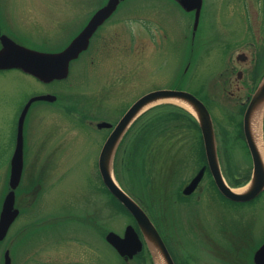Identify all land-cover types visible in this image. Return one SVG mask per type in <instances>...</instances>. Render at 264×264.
Returning a JSON list of instances; mask_svg holds the SVG:
<instances>
[{
	"label": "rangeland",
	"instance_id": "rangeland-1",
	"mask_svg": "<svg viewBox=\"0 0 264 264\" xmlns=\"http://www.w3.org/2000/svg\"><path fill=\"white\" fill-rule=\"evenodd\" d=\"M0 1L11 4H44L45 8L57 10L69 9L60 18L72 21L77 26L85 20L84 10L104 0ZM132 4L133 0L124 2L126 8H131ZM161 8L158 17L168 32L166 42L154 54L141 58L139 63L138 59H102L96 65L97 68H93L95 70L90 68L86 71L84 64H80L70 72L66 80H54L50 83H44L19 69L0 71V176L5 177L13 151L16 122L14 114L28 97L47 91H59L62 94L60 97L66 99L73 110V113H66L56 103L41 100L33 102L28 110L24 127V159L25 171L30 174L27 173L26 189L30 190L35 183L34 179L39 185L34 190V196L33 192H27L32 194L31 197L27 196V202L24 200L25 203H17L20 207L24 205L21 210L22 217H28V220L24 221L20 216L13 225V264L94 262V257L89 256L87 245L78 241V238L92 243L97 241V236L87 224L86 226L82 222L69 221L67 217L58 219V216L68 212H74L76 217L91 214L97 220L100 216L106 220L107 229L118 234H122L125 226L129 224L130 216L117 207V201L106 192L99 178L97 162L107 130L98 129L95 125L97 121L116 122L137 97L150 89L182 87L196 93L206 87L211 95L213 75L223 66L225 56L211 53L212 41L199 37L193 40L189 36L192 20L179 6L171 2L170 5L163 3ZM217 11L228 23L226 13L221 9ZM211 30L212 23L207 29L208 33ZM31 34L35 39L40 32L31 30ZM64 38L59 33L52 41L36 43L42 46L41 49L52 51L64 43ZM189 47L195 48L196 53L192 55ZM205 50L209 52L204 53ZM81 61L83 60L75 62L74 65ZM133 61L138 65H133ZM187 61H190L188 71ZM137 66L139 82L132 88L130 74ZM116 69L124 71V75H119L113 83L112 74L116 73ZM106 71H109L107 80H103ZM208 101L205 100V104L215 118L217 113ZM89 112H94L92 119ZM167 112L155 108L133 125L123 142L120 154L123 164L120 163L119 166L118 182L142 203V208L159 227L162 235H170L179 250L184 251L185 248L188 251L182 257L197 259L201 228L204 227L202 221L220 213L223 215L221 218H229L227 213L212 205L217 194L212 187L207 186L206 179L200 183L202 190L196 193L199 195V206L192 204L194 198L178 197L179 190L200 165V134L184 131L179 125L173 130L166 127L165 132L158 135L148 148L145 165L141 162H144L146 142L140 145L142 156L140 152L132 154L143 124L151 127V122L168 118ZM225 146L227 151L224 154L228 164H248V154L241 144L226 136ZM33 165L35 166L32 167ZM113 175L117 180L114 169ZM259 201H262L259 206L263 207L264 212V195ZM23 221L27 224L20 227ZM5 240L0 242V261ZM59 240L67 243H58ZM101 248L106 263L120 264L119 258L108 244L106 247L102 244ZM70 258L73 261L70 262Z\"/></svg>",
	"mask_w": 264,
	"mask_h": 264
},
{
	"label": "flooded vegetation",
	"instance_id": "flooded-vegetation-1",
	"mask_svg": "<svg viewBox=\"0 0 264 264\" xmlns=\"http://www.w3.org/2000/svg\"><path fill=\"white\" fill-rule=\"evenodd\" d=\"M107 1L108 0H104L100 3L90 5L84 10V22L77 26L73 24L72 21L69 22L60 18L61 14L69 11V9L59 8L57 10V8H45L44 4H11L0 1V36L4 35L14 42L29 48L39 49L40 46L41 49L42 46L38 45L36 41H52L51 39L61 33L62 37H65V40H63L64 43L62 42L59 46V50H62L82 31L92 16L107 5ZM125 1L126 0H120L114 10L97 25L89 37L86 49L81 51L79 56L70 62L68 77L70 72L78 67V65L80 66V64H84L83 67L87 71L90 68H97L99 65L98 63L102 59H138L139 63L141 58L143 59L146 56H150V54H154L159 46H164L168 35V32L164 28L165 26L158 17L162 9L161 5L163 3H168L170 5V3L173 2L184 10V12L189 14L190 20H192L189 36L193 40L199 37L205 41H212L213 50H211V53H221L225 56L223 66L215 71L213 75L211 95H209V90L206 87L199 89L196 93L190 92L198 97L204 104L205 100H209L208 103H211L212 109L217 113V116L214 118V115L208 110L212 118L218 162L224 181L231 187H240L247 184L251 179L253 171V159L247 141V122L250 128L249 132L252 133L253 138H260L261 149L264 151V0H182L184 1L182 3L181 0H133L131 8H126L124 6ZM141 6L142 8H140ZM215 7L217 8L214 9ZM218 9L226 13L229 18L228 23L222 19L223 17L220 15L219 11H217ZM211 23L212 30L208 33L209 31H207V29H209ZM206 26L208 27L207 29ZM31 30H37L40 34L33 39ZM53 31L55 33L51 34ZM186 36H188V34H186ZM179 41L181 40L179 39ZM216 48L217 50H215ZM189 52L193 55L196 53V50L193 47H189ZM208 52V50L204 51V53ZM79 60L83 61L74 65V63ZM138 63L133 61V65H138ZM189 67L190 61H187V71ZM137 69L138 66L130 74L132 88L139 82ZM117 71H120V73ZM108 73L109 71L105 72L103 80H107L106 77ZM184 73L186 72L184 71ZM122 74L124 75V71L122 72L116 69V73L112 74V82L115 83L117 77ZM161 89L184 90L182 87H163ZM152 90L155 89H150L142 95ZM259 90L261 91L259 92ZM47 93L56 96V99L49 103H56L61 111L73 113L70 103L67 102L66 99L60 97L62 94L59 91H47L37 95ZM102 95L104 96L103 92ZM29 98L30 97L19 106L13 117L16 119V122L12 154L16 146L18 118ZM250 106L251 110H249ZM159 109H162V111L171 110L169 107H161ZM207 109L209 108L207 107ZM88 115L91 117L90 119H92L94 112L92 114L89 112ZM121 116L116 122H108L111 123V127H97L98 123L106 121H97L95 123L98 129L107 130L101 149ZM199 134L201 139L200 152L202 153L200 165L195 174L186 181L185 184L183 183L184 185H181H183L182 187L184 188L201 168H204L203 176L191 193H182V188L178 192V197H183L182 199L194 198L193 201H191L192 204L199 206V195L196 193L202 190V185H200V183L206 179L208 183L207 186L212 187L217 194L214 196V200H212V205L216 207V209H220L227 213L229 218H221L223 215L220 213L218 215L213 214L210 218L202 221L204 227L201 228V241L198 243L199 256L197 255V259L182 257L186 256L188 251L185 248L184 251L179 250L171 236L168 234L167 236H164V234L162 235L159 227L155 225L151 218L150 219L162 237L174 264H264V212L263 207L261 208V206H259L260 202H262L259 201V199L264 195V189L257 196L244 201L233 200L224 196L216 186L212 177L207 164L201 131H199ZM226 136H229L233 141L243 146V149L248 154V164L244 166H231L227 163L224 154L227 151L225 146ZM123 142L117 149L114 161V169L116 167L117 171H119L118 167L120 163L123 164V158L120 157ZM25 145L23 137V168L19 184L14 190V207L19 210V213L10 225L5 237L2 239V241L6 239V244L0 264H4V253L7 250L10 255V264H13L11 252L14 247V242L11 231L14 229L13 225L18 218L20 216L22 217L21 210L24 206L21 205L20 207L17 203L20 201L25 203L24 200L27 202V196H32V194H28L27 192H33L34 196V190L39 185L36 182L37 180L34 179L35 183L32 184L30 190L26 189L28 181L27 173L29 172L25 171ZM97 164L99 178L106 192L109 194L110 192L101 178L99 162H97ZM34 166L35 165L32 167ZM115 174L118 181H120L118 178L119 174L117 175L116 170ZM9 179L10 164L5 177L0 176V184L2 183V188L0 189V210L5 196L10 191ZM111 196L117 201V207L124 212V205L110 193V197ZM132 197L138 201L139 204L141 203L133 195ZM41 213L43 215L45 214L44 212ZM126 214L130 216L129 224L125 226L122 234H117L123 237L126 227L132 225L142 240V234L136 220L131 214ZM63 217H67L69 221L73 220L82 222V224L85 225L87 224L97 236V241L92 243L91 241H86L77 237L78 241L87 245L89 256L94 257L95 260L91 264H108L105 262V258L102 257V244L105 247L108 244L112 248L117 258H119L120 264H129L130 262L135 264H156L145 247L144 242L142 243L141 251L134 254L133 257H126L119 254L106 239L107 233L113 230L107 229L106 220H103L102 217L99 216V220H97V218L95 219L91 214L76 217L74 212L73 214L68 212L67 214L58 216V219ZM26 220H28V217L24 219V221ZM24 221L21 223L20 227H24L27 224ZM63 242L65 244L67 243V241L63 240L58 241V243ZM74 257H76L75 254ZM71 259L72 258L68 260L71 262L73 261ZM17 264H19V262Z\"/></svg>",
	"mask_w": 264,
	"mask_h": 264
},
{
	"label": "water",
	"instance_id": "water-1",
	"mask_svg": "<svg viewBox=\"0 0 264 264\" xmlns=\"http://www.w3.org/2000/svg\"><path fill=\"white\" fill-rule=\"evenodd\" d=\"M119 1L120 0H108L107 5L98 10L82 31L60 51H41L18 44L4 35L0 36V69L18 68L43 82H51L55 79L66 78L69 72L70 62L76 59L81 51L86 49L91 33L97 25L114 10ZM182 2L184 1L181 0V3ZM260 91L261 90H259V92ZM55 99L56 96L52 94H42L31 97L24 105L18 118L16 146L10 161V191L5 196L0 210V241L5 237L11 223L19 213V210L14 207V190L19 184L23 168V128L27 112L30 105L35 101H53ZM162 101H175L178 104L180 103L177 101H180L189 106L185 107L180 104L190 111L199 123L208 167L216 186L224 196L238 201L249 200L257 196L264 189V158L256 137L253 138L252 133L249 132L250 128L247 122L246 129L249 133H247V141L253 159L252 176L246 186L241 189H233L225 183L220 171L210 113L202 101L196 96L183 90L159 89L144 94L127 109L121 119L113 127V130L100 151L98 162L101 178L111 194L125 206L136 220L143 240L155 263L174 264L155 225L141 206L117 184L113 176L112 168L115 149L128 127L145 109ZM249 110H251V106ZM111 126V123L107 122H100L97 124L99 128ZM203 172L204 168H201L184 187V194H189L196 188L203 176ZM106 239L119 254L126 257H133L134 254L142 249V241L132 225L126 227L123 237L110 231L107 233ZM4 264H10L8 250L4 253Z\"/></svg>",
	"mask_w": 264,
	"mask_h": 264
},
{
	"label": "trees",
	"instance_id": "trees-1",
	"mask_svg": "<svg viewBox=\"0 0 264 264\" xmlns=\"http://www.w3.org/2000/svg\"><path fill=\"white\" fill-rule=\"evenodd\" d=\"M171 107H172V108H170L171 110L167 112V115L169 116L168 118L155 120V121H153L154 123L151 122L152 123L151 127L149 125L145 126L143 124L141 130L139 131V135H137V138L135 140L134 150L132 151V154L136 155V154H139V152H140V154L142 156L143 150L140 149V145L142 142H146L145 146L147 145V147L143 151V154H145L144 162L143 163L141 162V164L145 165V163L147 162L146 154H147L148 148L152 145L153 142L156 141L155 138L158 135L165 132L164 129L166 127H167V129L170 128L173 130L174 128H178L177 126L179 125V126H181L179 128L183 129L184 131L187 130V131H194V132L199 133L198 124L191 117V115L189 113H187L185 111L183 112L174 106H171ZM152 128H153V130H151ZM144 136H146L147 139ZM150 141H152V142L149 143ZM115 170H116L117 175H118V171H117L116 167H115ZM109 195H110V193H109ZM124 212L128 213L125 208H124Z\"/></svg>",
	"mask_w": 264,
	"mask_h": 264
},
{
	"label": "bare ground",
	"instance_id": "bare-ground-1",
	"mask_svg": "<svg viewBox=\"0 0 264 264\" xmlns=\"http://www.w3.org/2000/svg\"><path fill=\"white\" fill-rule=\"evenodd\" d=\"M179 102L180 104L184 105V106H188L187 104L183 103V102H180V101H177ZM189 107V106H188ZM162 263V262H161ZM163 264V263H162Z\"/></svg>",
	"mask_w": 264,
	"mask_h": 264
}]
</instances>
